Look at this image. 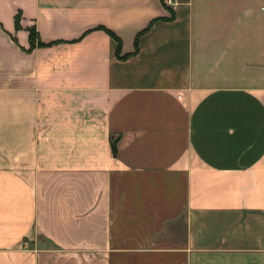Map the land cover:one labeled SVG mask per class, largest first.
Returning a JSON list of instances; mask_svg holds the SVG:
<instances>
[{
	"label": "crops",
	"instance_id": "crops-1",
	"mask_svg": "<svg viewBox=\"0 0 264 264\" xmlns=\"http://www.w3.org/2000/svg\"><path fill=\"white\" fill-rule=\"evenodd\" d=\"M0 264H264V0H0Z\"/></svg>",
	"mask_w": 264,
	"mask_h": 264
},
{
	"label": "trees",
	"instance_id": "trees-1",
	"mask_svg": "<svg viewBox=\"0 0 264 264\" xmlns=\"http://www.w3.org/2000/svg\"><path fill=\"white\" fill-rule=\"evenodd\" d=\"M17 21H18V17L15 16L14 17V25L17 26ZM100 29H102L103 31H105L111 38H113V40L116 42V45H115V51L116 53L119 52V49H120V43H119V39L113 34V32H111L109 29L107 28H103V27H98ZM27 37H28V41H29V44L31 47H33L34 45H37V46H41L43 45L41 42L37 41V36H36V32L34 30V28H29L27 30ZM114 150V148H112Z\"/></svg>",
	"mask_w": 264,
	"mask_h": 264
},
{
	"label": "built area",
	"instance_id": "built-area-1",
	"mask_svg": "<svg viewBox=\"0 0 264 264\" xmlns=\"http://www.w3.org/2000/svg\"><path fill=\"white\" fill-rule=\"evenodd\" d=\"M162 1H163V4H165L168 7L172 5V0H162Z\"/></svg>",
	"mask_w": 264,
	"mask_h": 264
}]
</instances>
